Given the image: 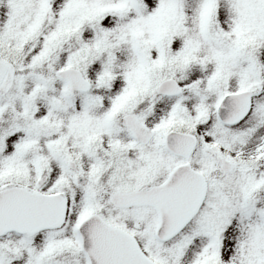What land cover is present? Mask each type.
I'll list each match as a JSON object with an SVG mask.
<instances>
[{
    "label": "snow or ice",
    "instance_id": "snow-or-ice-1",
    "mask_svg": "<svg viewBox=\"0 0 264 264\" xmlns=\"http://www.w3.org/2000/svg\"><path fill=\"white\" fill-rule=\"evenodd\" d=\"M0 264H264V0H0Z\"/></svg>",
    "mask_w": 264,
    "mask_h": 264
}]
</instances>
